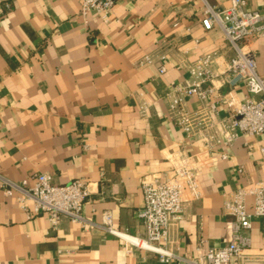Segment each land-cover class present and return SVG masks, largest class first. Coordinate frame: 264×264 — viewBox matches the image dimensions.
Masks as SVG:
<instances>
[{"label":"crops","instance_id":"0c3cea01","mask_svg":"<svg viewBox=\"0 0 264 264\" xmlns=\"http://www.w3.org/2000/svg\"><path fill=\"white\" fill-rule=\"evenodd\" d=\"M205 2L222 8L229 0H115L106 22L81 15L77 0H0V177L19 182L46 172L57 184L81 176L94 182L85 221L60 216L56 228L46 212L27 214L0 187V264H187L229 240L221 202L234 188L264 179V133L201 151L167 116L164 97L172 83L188 78L180 61L216 52L213 69L220 72L234 54L221 28L202 27ZM246 2L264 15V0ZM248 47L264 78V36ZM157 51L166 55L164 73L156 63L135 64ZM222 79L215 85L224 94L230 88ZM231 89L244 99L242 84ZM141 98L149 101L144 115ZM186 105L199 107L194 96ZM218 110L220 117L228 113L223 103ZM180 150L196 154L202 196L190 200L184 193L182 217L161 244L174 255L166 262L109 233L104 219L142 236L135 215L140 179L167 171ZM261 221L252 220L251 244L230 264H264Z\"/></svg>","mask_w":264,"mask_h":264},{"label":"built area","instance_id":"2783aa9c","mask_svg":"<svg viewBox=\"0 0 264 264\" xmlns=\"http://www.w3.org/2000/svg\"><path fill=\"white\" fill-rule=\"evenodd\" d=\"M79 13L89 12L108 21L115 0H77ZM200 18L206 30L213 25L221 28L234 54L226 66L217 72L213 69L216 52H205L193 61H180L178 66L188 75L186 81L172 83L165 92L167 116L176 124L185 139L192 140L201 151L210 152L216 146L229 147L242 134L264 133V78L256 71V62L248 42L254 37L264 36V15L247 6L246 0H229L225 7L205 2ZM166 55L163 51L147 53L135 61L138 66L157 64L158 73L166 71ZM218 66H223L217 62ZM230 88L219 92L215 80ZM242 84L244 99H236L232 87ZM194 96L199 107L187 108V99ZM209 97H213L208 101ZM228 110L224 117L218 116L219 105ZM149 101L141 98L138 112L145 114ZM264 151V149H262ZM225 152L221 157L225 158ZM200 166L196 154L180 150L172 154L170 168L164 172H149L142 175L139 189L141 205L135 210L143 227V235H129L111 227L109 216H105L104 228L121 238L126 244L139 246L159 254L168 261L174 255L161 244L167 241L170 224L181 219L183 196L190 200L199 199L202 190L199 184ZM94 182L77 177L67 183L57 184L46 172H34L29 178L14 182L0 177V187L6 196H14L20 207L29 215L46 212L51 228H56L60 216L84 222L83 205L88 199ZM248 198H251L248 203ZM222 212L230 217V238L217 247H209L195 258L185 259L187 264H230L232 258H242L249 248L251 239L247 231L254 218H261L264 229V179L234 188L221 202Z\"/></svg>","mask_w":264,"mask_h":264}]
</instances>
